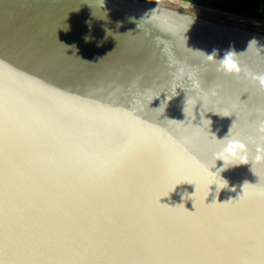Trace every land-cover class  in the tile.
<instances>
[{
  "label": "water",
  "instance_id": "obj_1",
  "mask_svg": "<svg viewBox=\"0 0 264 264\" xmlns=\"http://www.w3.org/2000/svg\"><path fill=\"white\" fill-rule=\"evenodd\" d=\"M0 264H264V21L0 0Z\"/></svg>",
  "mask_w": 264,
  "mask_h": 264
},
{
  "label": "trees",
  "instance_id": "obj_2",
  "mask_svg": "<svg viewBox=\"0 0 264 264\" xmlns=\"http://www.w3.org/2000/svg\"><path fill=\"white\" fill-rule=\"evenodd\" d=\"M193 4L264 21V0H184Z\"/></svg>",
  "mask_w": 264,
  "mask_h": 264
},
{
  "label": "clouds",
  "instance_id": "obj_3",
  "mask_svg": "<svg viewBox=\"0 0 264 264\" xmlns=\"http://www.w3.org/2000/svg\"><path fill=\"white\" fill-rule=\"evenodd\" d=\"M224 63V67L226 71H231L232 69H234L236 67L235 63L231 60V59H224L223 60ZM235 147H243L242 145H232L231 143L227 146V148L225 149V152L229 155V156H235L236 152H235Z\"/></svg>",
  "mask_w": 264,
  "mask_h": 264
}]
</instances>
